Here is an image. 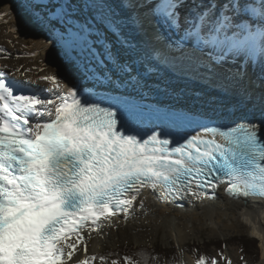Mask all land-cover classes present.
<instances>
[{"label":"bare ground","instance_id":"obj_1","mask_svg":"<svg viewBox=\"0 0 264 264\" xmlns=\"http://www.w3.org/2000/svg\"><path fill=\"white\" fill-rule=\"evenodd\" d=\"M242 2L247 6V0ZM0 8L23 43H29L25 52L22 43L12 46L13 37L0 32V71L36 85L47 72L34 69V63L44 58L63 78L50 119L29 111L37 102L28 93L13 97L15 127L36 134L48 120L114 97L243 127L264 140V30L262 37L253 29L247 32L252 24L246 30L236 21L241 13L226 10L220 21L221 12L208 10L206 0H0ZM258 8H264V0ZM165 17L173 28L191 32L183 47L171 45L162 25ZM204 37V49H198ZM123 128L166 127L141 123ZM259 160L264 165V154ZM163 212L171 214L165 222L175 234L207 225L215 233L257 237L264 264V198L229 192L220 178L202 188L189 181L173 191L159 183L133 184L122 209H99L77 232L45 248L37 264L86 259L87 249H78V241L91 240L97 250L124 228L132 235L142 224L157 228Z\"/></svg>","mask_w":264,"mask_h":264},{"label":"rangeland","instance_id":"obj_2","mask_svg":"<svg viewBox=\"0 0 264 264\" xmlns=\"http://www.w3.org/2000/svg\"><path fill=\"white\" fill-rule=\"evenodd\" d=\"M159 22L161 21L159 20ZM162 25L166 30L167 38L178 47H183V44L187 43L191 38V32L188 30L183 31L178 27L173 28L175 23L168 21L166 17L164 18ZM12 27V24L3 18L2 10L0 8V32L4 35L10 34L13 37V41H10L12 46L17 45V43H22L20 44L21 49L25 52L28 51L29 43H23L24 37L19 34L18 29ZM202 40L201 45L199 40L200 46H198V49L201 50L204 49L207 39L204 37ZM34 69L47 72V75L42 78V83L34 85L31 81H27L26 78H24L25 80L18 79L26 85H32L30 88L31 97L34 98L37 103L35 105L36 108L34 112L32 111L34 109V105L29 107V111H31L34 115L50 119L51 113L54 111L58 99L62 96L63 78L44 58L39 59L34 63ZM161 216L163 218L160 219L159 224H157V228H152L147 224H142L139 227V230H137L136 235H132L128 228H124L122 231L118 232V235L113 236L111 240H106L105 244H101L97 250H92L94 244L91 240L78 241L76 247L78 249L86 248L87 257L86 259H79L73 264H127L124 259L128 254L127 253L125 255V252H129L127 249L129 245L154 246L155 244L168 250L172 247V249H174L178 254L180 264H261L262 262V249L259 239L253 235L245 232H230L224 233V235L212 232L210 226L207 225L196 230H190L187 233L186 231H183L185 233L180 232L181 234H175L172 231H168L166 227L165 219H170L171 214L163 212L161 213ZM240 235L256 241V246L258 248V255L256 259L252 255L245 254L240 247L233 245L232 238ZM219 241H221L220 250L218 249L217 251H214L213 248L210 249L212 259L209 263L197 261L195 256L189 253V248L192 243L209 245ZM117 248V254L111 253V251ZM107 252L113 256L116 255V258L118 259H112L113 261L108 259L106 260L105 255ZM122 259L124 262L119 263L118 260L121 261Z\"/></svg>","mask_w":264,"mask_h":264},{"label":"trees","instance_id":"obj_3","mask_svg":"<svg viewBox=\"0 0 264 264\" xmlns=\"http://www.w3.org/2000/svg\"><path fill=\"white\" fill-rule=\"evenodd\" d=\"M233 245H236L244 251L245 254L252 255L255 259L258 255V248L256 246L255 240H250L247 237L240 235L232 238ZM225 244V242H224ZM213 248L214 251L220 250L221 241L217 243H212L209 245H202L198 243H192L189 248V253L195 256L197 261H201L202 263H209L212 259L210 249ZM129 252H125L126 258L124 259L127 264H180V260L177 252L172 249V247L168 249H163L158 245L150 246V245H141L134 246L129 245L127 247ZM117 249L111 251V253L117 254ZM106 260L118 259L116 255L107 254ZM113 261V260H112ZM119 263H123V259Z\"/></svg>","mask_w":264,"mask_h":264},{"label":"water","instance_id":"obj_4","mask_svg":"<svg viewBox=\"0 0 264 264\" xmlns=\"http://www.w3.org/2000/svg\"><path fill=\"white\" fill-rule=\"evenodd\" d=\"M235 129H238V131H241L246 135L253 136L254 138H256L259 141L260 144L264 145V140H262V138L260 136H258L259 135L258 132H251V131H248L247 129L243 128V127H237V128L235 127ZM248 132H251V133H248ZM216 178H220L222 181H224L226 183V190L227 191L233 192V193H236V192H240V193H244V194L246 193L241 187H239L236 184L231 183L227 179H225L221 176H217V177H215V179ZM209 196H212V193H210Z\"/></svg>","mask_w":264,"mask_h":264}]
</instances>
